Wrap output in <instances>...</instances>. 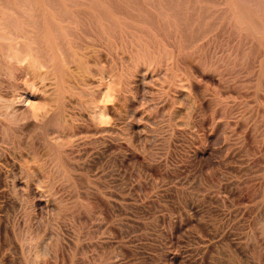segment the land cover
Here are the masks:
<instances>
[{"label":"rangeland","instance_id":"1","mask_svg":"<svg viewBox=\"0 0 264 264\" xmlns=\"http://www.w3.org/2000/svg\"><path fill=\"white\" fill-rule=\"evenodd\" d=\"M0 35V264H264V0H0Z\"/></svg>","mask_w":264,"mask_h":264},{"label":"bare ground","instance_id":"2","mask_svg":"<svg viewBox=\"0 0 264 264\" xmlns=\"http://www.w3.org/2000/svg\"><path fill=\"white\" fill-rule=\"evenodd\" d=\"M32 1V0H31ZM90 1V0H89ZM49 3V2H48ZM64 3H65V1H64ZM79 3H81V2H79ZM85 3V2H84ZM17 4V3H16ZM75 4V3H74ZM94 4H96V3H94ZM55 5H57V4H55ZM262 5V4H261ZM9 6V5H8ZM97 6H100V5H98L97 4ZM32 7V6H31ZM59 7H61V6H59ZM9 8V7H8ZM12 8H15V6L14 5H11L10 6V10L12 9ZM101 8V7H100ZM102 9V8H101ZM261 9H262V7H261ZM32 10V9H31ZM103 10V9H102ZM12 11V10H11ZM207 11V10H206ZM17 12V11H16ZM37 12V11H36ZM15 13V12H14ZM20 13V12H19ZM39 13V12H38ZM42 13V12H41ZM40 14V13H39ZM250 14V13H249ZM36 15V14H35ZM28 17V16H27ZM41 17V16H40ZM31 18H32V16H31ZM39 18V17H38ZM205 18H207V17H205ZM38 20V19H37ZM54 22V21H53ZM47 23V22H46ZM31 24H32V22H31ZM60 26V25H59ZM53 27H55V26H53ZM38 30V29H37ZM43 33V32H42ZM75 33V32H74ZM26 34V33H25ZM56 35V34H55ZM1 37H2V35H0ZM4 37V36H3ZM55 37V36H54ZM62 37V36H61ZM26 38V37H25ZM34 38V37H33ZM28 39H30V41L32 40V38H29V37H27V40ZM36 39H38V38H36ZM41 40V39H40ZM29 41V42H30ZM37 42V44H38V41H36ZM31 43H32V41H31ZM60 43V42H59ZM43 46V45H42ZM44 47V46H43ZM64 47V46H63ZM62 47V48H63ZM8 48V47H7ZM19 48V47H18ZM42 48V47H41ZM59 48H61V47H59ZM61 48V49H62ZM16 49H17V47H16ZM23 49V48H22ZM55 49V48H54ZM24 50V49H23ZM39 49H37L36 47H29L28 48V54L29 55H31L33 58H37V55H36V52L38 51ZM25 51V50H24ZM45 51H46V49H45ZM42 52V51H41ZM66 52V51H65ZM8 53V52H7ZM15 53V52H14ZM23 53V52H22ZM39 53H40V51H39ZM43 53V52H42ZM41 53V54H42ZM44 54V53H43ZM46 54V53H45ZM50 54V53H49ZM48 54V55H49ZM52 54V53H51ZM50 54V55H51ZM5 55V54H4ZM25 55V54H24ZM61 55H64V54H61ZM66 55V54H65ZM43 56V55H42ZM46 57V56H45ZM56 57V56H55ZM65 57V56H64ZM67 57V56H66ZM15 59H17V58H15ZM45 59V58H44ZM52 59V58H51ZM60 59V58H59ZM24 60V59H23ZM26 60V59H25ZM49 60V59H48ZM69 60V59H68ZM67 60V61H68ZM9 61V60H8ZM27 61V60H26ZM47 60H45V62H46ZM64 61V60H63ZM44 62V63H45ZM51 62V61H50ZM54 62V61H53ZM42 63V62H41ZM65 63V62H64ZM68 63H70V61L68 62ZM5 64V63H4ZM20 64H22L21 62H20ZM26 64H28V63H26ZM36 64V63H35ZM46 64V63H45ZM6 65V64H5ZM25 65V64H24ZM22 66V65H21ZM31 66V65H30ZM34 66H36V65H34ZM39 66V65H38ZM50 66H51V64H50ZM10 67V66H9ZM44 67V66H43ZM45 67H47L46 65H45ZM29 68H31V67H29ZM40 68V67H39ZM76 68V67H75ZM19 69V68H18ZM26 69V68H25ZM63 69V68H62ZM21 70V69H20ZM53 70V69H52ZM86 71V70H85ZM87 72V71H86ZM42 74V73H41ZM98 82V81H97ZM95 83V82H94ZM97 84V83H96ZM100 86V85H99ZM95 87V86H94ZM14 101V100H13ZM94 102V101H93ZM96 107V106H95ZM98 108V107H97ZM93 109L95 110V108L93 107ZM97 113V112H96ZM102 113V112H101ZM104 113V112H103Z\"/></svg>","mask_w":264,"mask_h":264},{"label":"clouds","instance_id":"3","mask_svg":"<svg viewBox=\"0 0 264 264\" xmlns=\"http://www.w3.org/2000/svg\"><path fill=\"white\" fill-rule=\"evenodd\" d=\"M107 119H108V118H107L103 113H101V114L99 115V120H100L101 123L106 122Z\"/></svg>","mask_w":264,"mask_h":264}]
</instances>
